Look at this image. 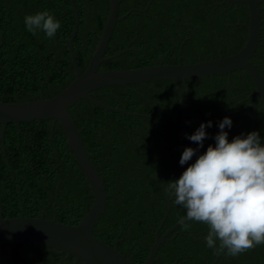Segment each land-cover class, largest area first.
<instances>
[{
	"label": "trees",
	"instance_id": "1",
	"mask_svg": "<svg viewBox=\"0 0 264 264\" xmlns=\"http://www.w3.org/2000/svg\"><path fill=\"white\" fill-rule=\"evenodd\" d=\"M259 7L262 24L255 53L264 56V3ZM45 9L61 22L51 40L43 33L32 35L23 22L26 14ZM108 11L109 0H0V102H31L41 95L50 99L68 87L75 77L65 41L75 27V12L79 24L72 47L83 74ZM130 11L116 24L104 57L120 55L102 62L99 72L195 64L234 55L247 40L249 13L243 4L230 5L224 0H120L118 17ZM250 62L264 76V57H253ZM187 85L188 95L182 85L187 134L201 122L212 121L200 153L214 144L217 122L224 116L233 121L232 128L225 129L229 140L249 131L251 112L243 124L235 116L254 100L255 86L247 73L233 72L229 81L226 75L202 78L198 83L189 80ZM92 95L106 106L130 114L106 112L87 100L68 109L109 196L93 236L111 247L118 240L122 255L132 264H144L166 213L164 186L181 173L179 158L185 140L176 83L112 86ZM51 127L52 121L20 124L19 128L7 125L4 153L0 146V214L4 219L39 218L43 213L46 220L76 225L91 208V191L63 129L59 122L53 132ZM253 130L264 137V107L260 103ZM190 146L197 147L192 141ZM184 218L185 210L172 199L160 236ZM207 231L206 225L188 221L169 236L172 241L160 245L154 264H210L219 255L216 264H264V244L231 256L223 249L206 247ZM21 250V245L2 247L0 264H20ZM47 250L29 246L23 264H40ZM44 264H74V258L49 254Z\"/></svg>",
	"mask_w": 264,
	"mask_h": 264
},
{
	"label": "water",
	"instance_id": "2",
	"mask_svg": "<svg viewBox=\"0 0 264 264\" xmlns=\"http://www.w3.org/2000/svg\"><path fill=\"white\" fill-rule=\"evenodd\" d=\"M230 5L243 4L247 6L249 13L247 29V40L244 46L234 55L219 57L218 59L200 61L195 64L183 65H158L131 70H111L99 72L102 62L116 58L120 54L105 58V50L111 38L113 30L117 23L124 20L131 13L118 17L120 0H109V11L101 35L99 36L96 48L92 58L83 74H80L73 52L72 41L76 35L79 19L76 15L75 27L70 38L65 41L66 48L70 55L74 70V81L50 99H43L42 95L36 101L25 103H2L0 102V146L4 153V133L7 125L12 124L19 128L20 124L33 123L39 121H52L51 132L54 124L59 122L66 136V143L73 155L75 162L82 171L85 180L91 191L93 203L89 211L82 217L76 225L62 224L55 219H44L43 213L39 218H18L4 219L0 214V253L2 247L9 245H21L22 250L19 256L20 264H23V257L26 249L31 245L43 246L48 250L44 253L40 264L46 262L49 254L66 255L74 258V264H132L129 259L122 255L117 247L118 240L111 247L106 245L93 236L94 226L98 223L101 215L104 214L108 195L105 192L104 183L99 173L94 168L81 139V131L77 129L72 120L68 109L80 100H87L90 103L102 108L106 112L119 113L122 116L130 114L94 99L92 93L98 89L120 86L127 87L133 85H142L150 82L172 81L176 83V89L179 95V107L181 113V130L185 140V146H190V140L187 139L185 122L187 113L185 110V98L182 91V85L186 88L188 95L187 81L199 80L206 77L217 75L228 76V81L233 72L244 71L249 75L254 83V100L246 109L244 118L251 112V123L249 131H253L254 114L258 103L264 107V76H262L256 65L250 62L253 57H264L257 55L256 49L260 41L261 32V0H224ZM191 112V107H189ZM186 164L181 166V173ZM180 173V174H181ZM167 205L166 213L160 222L159 228L155 232L154 243L150 248L148 258L144 264H154L155 255L160 245L166 241H172L169 236L178 228L186 224L189 220L186 218L177 222L168 231L160 236L159 232L170 211L171 198L166 195ZM121 234H119L120 236ZM175 237V235H174ZM173 237V238H174ZM221 256H217L210 264H216Z\"/></svg>",
	"mask_w": 264,
	"mask_h": 264
},
{
	"label": "clouds",
	"instance_id": "3",
	"mask_svg": "<svg viewBox=\"0 0 264 264\" xmlns=\"http://www.w3.org/2000/svg\"><path fill=\"white\" fill-rule=\"evenodd\" d=\"M23 22L32 35L43 33L50 40L61 28L47 9L26 14ZM232 126L229 116L219 120L214 144L202 153L199 148L204 147L212 121L201 122L188 134L197 147L183 148L179 164L188 166L164 191L185 210L187 220L207 226L206 247L238 256L264 244V137L253 130L229 140L225 129Z\"/></svg>",
	"mask_w": 264,
	"mask_h": 264
},
{
	"label": "flooded vegetation",
	"instance_id": "4",
	"mask_svg": "<svg viewBox=\"0 0 264 264\" xmlns=\"http://www.w3.org/2000/svg\"><path fill=\"white\" fill-rule=\"evenodd\" d=\"M252 93H253V92H252ZM247 108H248V107H247ZM247 108H246V109H247ZM245 112H246V110H245L244 112H242V113L237 112V114L235 115V116H238V117L241 119L240 124H243V122L246 121V119L248 118V115L250 114V113H249V114L247 115V117L244 118L243 115L245 114Z\"/></svg>",
	"mask_w": 264,
	"mask_h": 264
}]
</instances>
